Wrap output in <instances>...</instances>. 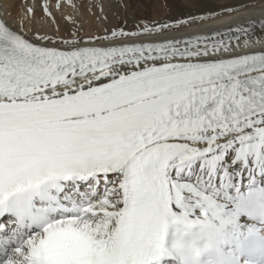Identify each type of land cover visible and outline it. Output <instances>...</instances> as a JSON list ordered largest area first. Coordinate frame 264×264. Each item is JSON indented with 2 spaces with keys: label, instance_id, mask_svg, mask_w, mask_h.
Segmentation results:
<instances>
[{
  "label": "snow or ice",
  "instance_id": "1",
  "mask_svg": "<svg viewBox=\"0 0 264 264\" xmlns=\"http://www.w3.org/2000/svg\"><path fill=\"white\" fill-rule=\"evenodd\" d=\"M196 19L89 40L0 19V264H158L170 218L264 171V53L226 58L250 25L162 35Z\"/></svg>",
  "mask_w": 264,
  "mask_h": 264
},
{
  "label": "bare ground",
  "instance_id": "2",
  "mask_svg": "<svg viewBox=\"0 0 264 264\" xmlns=\"http://www.w3.org/2000/svg\"><path fill=\"white\" fill-rule=\"evenodd\" d=\"M131 2L132 0H0V17L6 20L13 30L24 34L26 38L33 37L37 33H47L61 39H71L72 33L79 29V35L84 40H89L97 36L110 35L116 28L117 22L121 24L118 17L124 16L126 19L125 25L129 27L127 31H137L138 25L142 27L143 22L140 19L133 13H127L131 12L129 11ZM261 21H264V0H239L205 15L204 19L182 26L179 30H165L162 35L185 37L208 35L241 25H250L248 37H241L239 42L233 41V51L226 54V58H233L237 55H254L260 51L264 53V27L261 26ZM160 35L153 33L141 37L116 39L120 43L159 42ZM245 38L249 40L247 46L243 43ZM237 43L239 47L236 46ZM228 170L231 179L222 198L217 201L221 205V211L218 217L212 219L216 244L227 251H234L239 241L252 232L255 226L252 217L243 206L244 201L239 202V199L244 198V187L252 177L255 178L256 183L264 186V171L245 175L239 163L232 164ZM176 214L182 216L184 211L177 209ZM201 217L199 212L193 210L188 213L187 219L199 220Z\"/></svg>",
  "mask_w": 264,
  "mask_h": 264
},
{
  "label": "rangeland",
  "instance_id": "3",
  "mask_svg": "<svg viewBox=\"0 0 264 264\" xmlns=\"http://www.w3.org/2000/svg\"><path fill=\"white\" fill-rule=\"evenodd\" d=\"M235 2H239V0H132L129 4V11L131 12L127 13H133L143 23H175L177 19H190L193 16L205 17V15L216 12ZM118 18L121 24L117 22L118 24H116L114 30L118 31L123 27L127 31L129 27L125 25L126 19L124 16ZM7 227L10 228L9 225Z\"/></svg>",
  "mask_w": 264,
  "mask_h": 264
},
{
  "label": "clouds",
  "instance_id": "4",
  "mask_svg": "<svg viewBox=\"0 0 264 264\" xmlns=\"http://www.w3.org/2000/svg\"><path fill=\"white\" fill-rule=\"evenodd\" d=\"M176 223L179 225L177 247L190 257L192 264H197L202 253L212 246L215 239L212 217L202 216L199 220H176ZM197 231L200 232V236L194 235Z\"/></svg>",
  "mask_w": 264,
  "mask_h": 264
}]
</instances>
